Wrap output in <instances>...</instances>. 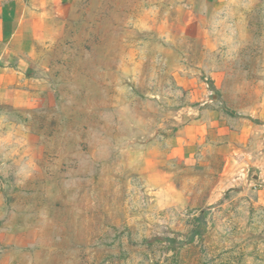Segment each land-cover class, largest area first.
Returning a JSON list of instances; mask_svg holds the SVG:
<instances>
[{"label":"rangeland","instance_id":"rangeland-1","mask_svg":"<svg viewBox=\"0 0 264 264\" xmlns=\"http://www.w3.org/2000/svg\"><path fill=\"white\" fill-rule=\"evenodd\" d=\"M199 1L70 0L46 82L0 108V264H264V164L226 180L220 149L200 169L172 152L212 96L261 157L264 0L196 28Z\"/></svg>","mask_w":264,"mask_h":264},{"label":"crops","instance_id":"crops-1","mask_svg":"<svg viewBox=\"0 0 264 264\" xmlns=\"http://www.w3.org/2000/svg\"><path fill=\"white\" fill-rule=\"evenodd\" d=\"M199 2L201 15L193 23L196 28L201 27L206 13L225 5V0ZM69 6L70 0H0V108L31 105L30 92L46 82L37 67V53L59 39ZM233 115L222 101L208 96L189 113L174 137L172 152L177 162L187 169L206 168L220 149L223 162L219 174L226 180L234 179V174L245 176L254 164H264V147L261 157L246 150L249 137L254 138L258 130L252 121ZM262 180L263 175L255 181Z\"/></svg>","mask_w":264,"mask_h":264},{"label":"trees","instance_id":"trees-1","mask_svg":"<svg viewBox=\"0 0 264 264\" xmlns=\"http://www.w3.org/2000/svg\"><path fill=\"white\" fill-rule=\"evenodd\" d=\"M171 241H174L173 239H170Z\"/></svg>","mask_w":264,"mask_h":264}]
</instances>
